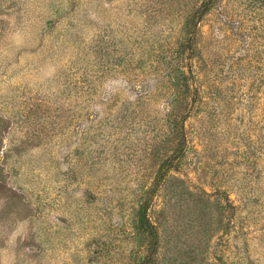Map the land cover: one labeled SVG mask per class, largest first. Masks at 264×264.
Wrapping results in <instances>:
<instances>
[{
    "label": "rangeland",
    "instance_id": "obj_1",
    "mask_svg": "<svg viewBox=\"0 0 264 264\" xmlns=\"http://www.w3.org/2000/svg\"><path fill=\"white\" fill-rule=\"evenodd\" d=\"M0 264H264V0H0Z\"/></svg>",
    "mask_w": 264,
    "mask_h": 264
},
{
    "label": "trees",
    "instance_id": "obj_2",
    "mask_svg": "<svg viewBox=\"0 0 264 264\" xmlns=\"http://www.w3.org/2000/svg\"><path fill=\"white\" fill-rule=\"evenodd\" d=\"M203 9H207V8L204 6ZM162 177H163V174H161L160 179H162ZM139 221H140L141 227L142 228H146L147 219L145 217V208L144 207L140 208V218H139Z\"/></svg>",
    "mask_w": 264,
    "mask_h": 264
}]
</instances>
